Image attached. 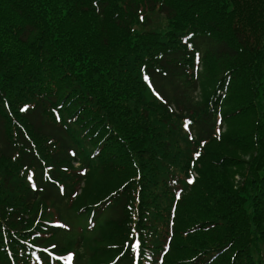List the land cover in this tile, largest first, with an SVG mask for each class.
Masks as SVG:
<instances>
[{
    "label": "trees",
    "instance_id": "1",
    "mask_svg": "<svg viewBox=\"0 0 264 264\" xmlns=\"http://www.w3.org/2000/svg\"><path fill=\"white\" fill-rule=\"evenodd\" d=\"M188 35L199 53L196 77L186 69ZM141 67L166 105L149 95ZM60 103L56 124L49 112ZM22 105L30 107L21 115ZM73 108L80 115L67 125ZM216 113L221 134L213 139ZM183 116L192 121L195 144H206L195 181L177 203L166 264L215 252L211 264H264V0H0V229L9 238L30 229L45 204L68 226L84 225L78 209L139 173L141 225L160 248L159 223L171 200L166 180L190 160ZM46 142L53 144L41 149ZM38 153L55 162L56 179L58 162H79L102 181V196L89 203L83 187L71 202L68 187L60 194L44 183ZM11 161L33 169L34 192ZM134 189L130 184L98 214L91 233L56 230L38 245L63 254L78 244L76 264L104 258L107 246L121 243L116 230ZM0 264H8L1 254Z\"/></svg>",
    "mask_w": 264,
    "mask_h": 264
},
{
    "label": "rangeland",
    "instance_id": "2",
    "mask_svg": "<svg viewBox=\"0 0 264 264\" xmlns=\"http://www.w3.org/2000/svg\"><path fill=\"white\" fill-rule=\"evenodd\" d=\"M40 148H45L44 145H40ZM242 161V160H241ZM52 162V161H51ZM53 163V162H52ZM9 166H11V163H8ZM48 167L51 165L49 163L46 164ZM4 166L3 163H0V168ZM53 167V169H56V167L54 165H51ZM76 167V166H75ZM60 174L62 175L63 172H60ZM102 181L94 174V173H89V175L87 176V179L84 182V190L86 191V193H88L89 196V200L94 196V195H100L102 196L101 190L102 187L100 186V183ZM238 182V178H233V183H237ZM123 182L116 183V186L118 185V187L122 184ZM105 185V184H104ZM246 185L248 186V183H246ZM113 191V189H109L108 188V192L107 193H111ZM95 198H92V200L89 203H94ZM48 218H51V214H48ZM131 234V229L130 228H119L116 230V238H118L121 242V244L125 245V242H127L129 240ZM126 240V241H124ZM0 247H1V236H0ZM263 248H264V244H263ZM1 249V248H0ZM123 251V247L120 248L119 250H109L107 252H105V256L104 258H97V259H93V263L92 264H106L109 262V260L115 258L119 253H121ZM157 253H153L144 242H140V247H139V258L142 257L144 260L145 259H150V258H156ZM178 262V261H175ZM145 264H148V262L146 261Z\"/></svg>",
    "mask_w": 264,
    "mask_h": 264
},
{
    "label": "snow or ice",
    "instance_id": "3",
    "mask_svg": "<svg viewBox=\"0 0 264 264\" xmlns=\"http://www.w3.org/2000/svg\"><path fill=\"white\" fill-rule=\"evenodd\" d=\"M145 79H147V77H145ZM157 95H158V93H157ZM27 110V106H25L24 108H21V111L23 112V111H26ZM189 123H191L190 121L189 122H187L186 124H185V128H187L188 127V124ZM192 137L190 136L189 137V139H191ZM197 156H199L200 154L199 153H195ZM47 174V170L45 171V175ZM28 179H29V181H31L32 180V175H29V177H28ZM50 179V178H49ZM188 183L189 184H191V183H193V181L191 180V179H189L188 180ZM35 187V186H34ZM61 194L63 193V189L61 188ZM133 247H135V245H133ZM121 255L123 256V253H121ZM133 264H135V262H134V260H133Z\"/></svg>",
    "mask_w": 264,
    "mask_h": 264
}]
</instances>
